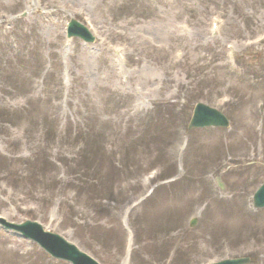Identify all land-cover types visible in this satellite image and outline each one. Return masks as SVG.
I'll list each match as a JSON object with an SVG mask.
<instances>
[{
	"label": "rangeland",
	"instance_id": "obj_1",
	"mask_svg": "<svg viewBox=\"0 0 264 264\" xmlns=\"http://www.w3.org/2000/svg\"><path fill=\"white\" fill-rule=\"evenodd\" d=\"M199 101L229 126L187 130ZM263 181L264 0H0V217L99 264H264ZM0 264L70 263L0 225Z\"/></svg>",
	"mask_w": 264,
	"mask_h": 264
},
{
	"label": "water",
	"instance_id": "obj_2",
	"mask_svg": "<svg viewBox=\"0 0 264 264\" xmlns=\"http://www.w3.org/2000/svg\"><path fill=\"white\" fill-rule=\"evenodd\" d=\"M67 36H78L86 42H92L93 36L80 23L71 20L67 27ZM228 121L223 114L203 103H197L193 116L190 119L188 128L202 126H227ZM253 205L257 208L264 207V183L255 191L253 195ZM5 229H13L20 233L23 238L31 239L36 242L42 249L54 258L69 261L71 264H97L91 257L80 251L74 244L64 239L62 236L46 231L43 227L35 222L26 220L22 223L15 224L0 220ZM195 220L191 222V225ZM248 257H237L232 259H224L210 264H248Z\"/></svg>",
	"mask_w": 264,
	"mask_h": 264
}]
</instances>
